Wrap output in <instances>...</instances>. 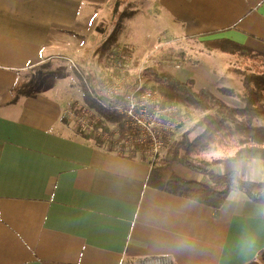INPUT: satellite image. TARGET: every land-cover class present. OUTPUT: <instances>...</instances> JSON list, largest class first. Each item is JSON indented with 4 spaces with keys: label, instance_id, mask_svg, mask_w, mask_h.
<instances>
[{
    "label": "crops",
    "instance_id": "crops-1",
    "mask_svg": "<svg viewBox=\"0 0 264 264\" xmlns=\"http://www.w3.org/2000/svg\"><path fill=\"white\" fill-rule=\"evenodd\" d=\"M107 2L0 0V264H121L156 257L170 264H245L258 257L264 203L235 188L215 209L151 187L148 159L102 149L69 119L61 121L79 93L73 81L55 86L64 63L55 56L76 51L72 34L95 28L94 16ZM144 2L131 0L116 41L135 58L187 36L227 39L264 55V0H147L143 9ZM143 16L152 21L149 40L136 35L134 20ZM50 59L33 71L31 84L16 90L28 68ZM212 63L200 60L176 74L242 107L238 97L218 91L240 93V78ZM46 69L52 74L43 75ZM252 124L264 126V115ZM175 164L177 176L200 180V173ZM210 165L216 174L264 181L262 159ZM203 176L200 181L212 183Z\"/></svg>",
    "mask_w": 264,
    "mask_h": 264
},
{
    "label": "trees",
    "instance_id": "trees-1",
    "mask_svg": "<svg viewBox=\"0 0 264 264\" xmlns=\"http://www.w3.org/2000/svg\"><path fill=\"white\" fill-rule=\"evenodd\" d=\"M130 7L131 0H114L111 11V29L116 26L117 30L120 28L118 22L122 17H127L132 13ZM111 39L113 41L110 47L112 59L116 56L124 62L126 57L131 56L130 48L125 46L121 50H116L118 47L116 37L113 35ZM205 45L223 53L239 52L245 56L260 57L263 60L262 68L254 67L252 70L242 72L235 70L241 76L242 90L240 93H235L232 89L225 87L218 90L224 95L238 97L243 103L242 107L231 106L208 88L198 87L193 77L181 79L170 68H161L155 63L140 66L136 59L134 60L136 69L126 73L127 79L122 84V91L114 97L104 99L103 104L93 101L88 93L89 90L98 88V76L89 68L76 66L75 75L80 83L83 100L102 118L95 124V127L108 130V124H112L119 130V141L124 138V132L130 131V128L125 125L121 115L105 105L111 101L122 100L125 93L137 86L139 80L142 85H150L156 89L164 101L179 104L186 110L197 109L201 113L200 118L175 137L159 162L141 152L140 146L124 143V140L119 145V153L128 157H135L138 154L142 159H148L151 163V170L147 184L156 189L203 203L215 209L224 204L229 191L235 188L243 190L251 200L264 203V190L260 191L264 187V181L247 180L233 172L216 174L208 167L209 162L198 157L213 144L225 146L232 142L236 148L234 153L215 159L214 162L264 160V126L252 124V119L264 115V55L227 39L206 40ZM32 82V77L26 82H19L15 85L16 90L20 92ZM61 121L67 123L66 116H62ZM196 129L197 133L190 136V133ZM76 131L81 136L93 140L95 145L102 149L115 151L117 148L118 140L93 136L85 132L80 125L76 127ZM173 163L207 175L212 183L177 176L172 169ZM218 183H221V186H218ZM245 264H264V250H260L258 257Z\"/></svg>",
    "mask_w": 264,
    "mask_h": 264
},
{
    "label": "rangeland",
    "instance_id": "rangeland-1",
    "mask_svg": "<svg viewBox=\"0 0 264 264\" xmlns=\"http://www.w3.org/2000/svg\"><path fill=\"white\" fill-rule=\"evenodd\" d=\"M111 2L112 0H108L105 6L103 5L99 7V13L95 14L94 16L96 17L94 23L95 28H92L89 31L83 33L72 34V45L74 44V47L76 49L73 54L69 53L68 56H65L63 54H57V56H55L57 57L58 62H64L62 63V66L58 68V75L55 78V86L65 87V84L68 86L69 83L73 81V88L76 93H79V98H77L75 94V97L73 99L74 101H83L80 83L77 76L75 75L76 66L79 65L89 68L98 76V86L104 81H119L122 75L135 70V59L137 60L138 65L140 66L147 63H155L161 68H170L174 70L175 73L177 70H180L181 68L185 67V65L197 64V61L200 60L210 61L213 62L212 64H214L216 67H222V71L224 73L231 72V74L237 76L236 78H241V76L236 73L237 71L235 70H239V72H242L246 70H252L254 67H263V60L260 57L245 56L239 52H236L234 54H225L215 49L207 47V45H205V41H201L202 39L198 38L197 36H187L185 38H182L181 40H176L175 38H172V41L168 42L166 45H161L155 48V50H153L152 52H147L146 55L144 54L143 49L142 53L138 54V58H135L133 57V55H131L130 57H126L124 62H122L123 60H120L116 56L112 59V55H110V47L113 42L111 37L114 35V37H116V41L117 38L121 37V27L123 26L125 17H122L121 20L118 22L120 26L118 30L117 26L111 29ZM146 5L147 0H145V2L142 4L143 7H141L144 9ZM85 10L86 9H83L81 11V15L85 14ZM134 22L139 24V29L136 31V35L140 36V34L143 33V36L147 40H149V37H146V33L149 29L152 28V21L147 22V20L143 16L138 17V19L134 20ZM121 46L122 45H118L116 50H118ZM211 55L214 56V60L212 59L213 57H211ZM60 57H68L69 59L67 58L63 60ZM51 59L44 61L41 64L36 65L35 67L28 68L25 75L23 76V80L28 81L30 80V77L34 79L33 71H35V69H39L40 67L42 68L43 66H46L52 61ZM177 64L178 67L175 66ZM52 72L53 70L46 69L45 71H43V75L49 76L52 74ZM70 78L72 80H70ZM181 108L184 110V112L186 111V113L183 112V116H185L187 120L184 124H182L181 129H179V133L191 127L201 116V113L197 109L186 110L184 107ZM109 125L112 128L114 127L112 124ZM76 127L77 125L75 124V128ZM83 128L85 129L84 126ZM84 131L87 132L86 129ZM195 133H197V129L191 132L190 136ZM235 149L236 148L234 147L232 142H229L225 146L213 144L210 146L209 149L201 153L198 157L209 162L210 164H215V159L222 158L224 156H230L228 154H232L230 152ZM164 152L156 156L155 161L159 162L163 157L162 155L164 154ZM210 166L211 165H209L208 167ZM174 167H176V169L178 168V170L179 168H185L183 166H180V164H175ZM203 175L202 173L201 175H199L200 180L204 177ZM207 178L209 177L207 176ZM217 185L221 186V183H218ZM125 262L129 263L130 261L125 260Z\"/></svg>",
    "mask_w": 264,
    "mask_h": 264
},
{
    "label": "built area",
    "instance_id": "built-area-1",
    "mask_svg": "<svg viewBox=\"0 0 264 264\" xmlns=\"http://www.w3.org/2000/svg\"><path fill=\"white\" fill-rule=\"evenodd\" d=\"M175 66L178 67V64ZM126 79L125 73L119 81H104L97 89L89 90V96L93 101L103 104L104 99L114 97L122 91V84ZM105 107L121 115L125 125L130 128V131L124 132V138L120 141L118 129L110 127L109 124L108 130L95 127L102 118L84 100H72L64 109V115L77 126H84L93 136L118 140L115 151L119 152V145L124 140V143L140 146L141 152L152 159L170 146L187 120L179 104L164 101L156 89L150 85H142L140 80L133 90L125 93L122 100L108 102ZM127 261L130 262L126 263L123 259L121 264H170L164 257Z\"/></svg>",
    "mask_w": 264,
    "mask_h": 264
}]
</instances>
